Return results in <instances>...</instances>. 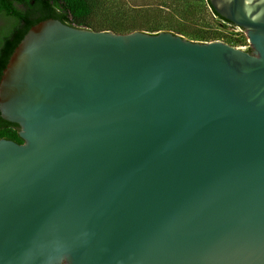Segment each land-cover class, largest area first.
I'll return each instance as SVG.
<instances>
[{"label": "water", "instance_id": "1", "mask_svg": "<svg viewBox=\"0 0 264 264\" xmlns=\"http://www.w3.org/2000/svg\"><path fill=\"white\" fill-rule=\"evenodd\" d=\"M252 49L33 26L0 81V264H264V0Z\"/></svg>", "mask_w": 264, "mask_h": 264}, {"label": "rangeland", "instance_id": "2", "mask_svg": "<svg viewBox=\"0 0 264 264\" xmlns=\"http://www.w3.org/2000/svg\"><path fill=\"white\" fill-rule=\"evenodd\" d=\"M89 12L78 28L129 34L171 32L195 42L221 41L252 49L245 29L217 17L208 0H87ZM2 23L0 22V27ZM71 26L76 27V23ZM8 133H13L10 129Z\"/></svg>", "mask_w": 264, "mask_h": 264}, {"label": "trees", "instance_id": "3", "mask_svg": "<svg viewBox=\"0 0 264 264\" xmlns=\"http://www.w3.org/2000/svg\"><path fill=\"white\" fill-rule=\"evenodd\" d=\"M208 4L217 17L233 24L214 10L210 0ZM88 12L87 0H0V81L14 50L33 26L44 20L57 19L80 27ZM10 129L13 133H8ZM19 131V125L4 120L0 113V139L23 143Z\"/></svg>", "mask_w": 264, "mask_h": 264}]
</instances>
